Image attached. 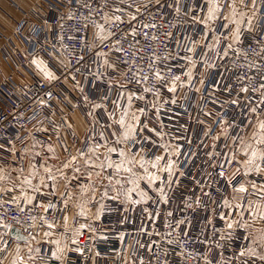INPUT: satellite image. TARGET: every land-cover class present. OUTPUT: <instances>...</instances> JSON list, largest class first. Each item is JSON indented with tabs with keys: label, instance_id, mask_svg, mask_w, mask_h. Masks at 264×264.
Returning a JSON list of instances; mask_svg holds the SVG:
<instances>
[{
	"label": "built area",
	"instance_id": "built-area-1",
	"mask_svg": "<svg viewBox=\"0 0 264 264\" xmlns=\"http://www.w3.org/2000/svg\"><path fill=\"white\" fill-rule=\"evenodd\" d=\"M39 1L40 9L50 12L51 35H46L44 24L35 23L29 29V20L23 19L17 23L16 36L27 44L29 34L39 38V41L30 52L17 50L13 53V42L0 29V41H4L3 53L13 55L17 66L23 68H27L30 57L38 53H44L53 63L55 56L62 54L65 63L57 66L55 80L35 77L30 82L16 83L9 77L0 84V159H9L15 149H24L31 139L43 143L57 139L61 131L71 128L66 125V111L87 108L88 101L101 102L107 115L116 116L126 103L124 98L121 99L119 80L142 97L141 101L137 97L134 101L144 110L143 124L177 143L181 152L179 157H175L179 172L174 174L173 183L168 187V202L159 201L152 193L153 200L139 207L141 215H145L147 209L151 213L146 227H139L126 219L122 204L118 200L108 199L104 203L102 218L87 220L83 235L77 237L78 243L72 244V233L82 222V217L73 213L70 230L65 233L70 250L65 252L64 264H90L94 251L106 258L105 264H132V260L141 257L140 249L144 241L149 245L146 264H205L206 261H211V264H240L234 253L243 246L242 237L246 233L243 229H237L231 239H220V235L227 232L225 221L220 216L226 212L232 215L223 208V200L236 202L233 200V185L237 181L260 186L264 185V175L243 176L242 163L238 170L235 163L228 166L223 159L233 148V139L244 134V129L249 128L248 120L252 119L245 104L251 98V93L242 97L237 107L228 102L229 93L224 89L233 86L234 97L235 88L240 86L237 75L244 76L245 83L249 77L255 78L253 82L256 84L264 75V57L259 54L264 48V0H256L258 16L254 30H245L241 34L242 43H233L231 49L226 48L232 41L227 38L228 31L221 28V20L213 28L214 31H208L200 22L205 13L204 0ZM245 2L250 4L251 0ZM133 16L135 19H132ZM117 17L120 19L117 20ZM98 25L108 33L102 41L92 32ZM212 35L219 37V48H216L215 42L210 44ZM205 44L212 50L203 47ZM193 47L195 56L188 51ZM221 49L228 51L227 58L222 54L217 58L216 54ZM101 53L108 55L115 68L102 67ZM201 53H206L209 63L216 64L215 69L205 70ZM244 53L248 54L247 58ZM190 59L197 60L191 88L178 83V90L173 94L166 86L156 84L152 75L154 71H160L169 82L173 76L179 75L186 85ZM249 64L253 65L251 69ZM145 75L149 76L147 86L155 85L153 91L158 90V96L145 92L146 85L138 82ZM201 78L204 80L203 87L199 84ZM66 82L83 89L72 102L63 93ZM214 84L219 86V91L213 87ZM196 88H200V91L197 92ZM173 99L175 104L171 103ZM213 100L217 101L215 105L212 104ZM206 111L213 115L206 116ZM221 116L229 121L230 135L225 136L221 131ZM208 128H211V132L205 135ZM104 135L108 137L109 145H113L115 137L110 136L109 129ZM217 135L220 139L214 140L213 137ZM91 136H96L97 142L103 143L99 140L101 132L92 128L82 135L72 131L67 153L83 149L86 143L92 144ZM129 149L145 159L154 160L164 147L162 139L142 126L137 131L136 141L129 144ZM112 158L119 157L113 155ZM237 158L241 159L239 156ZM220 164H225L224 169L219 167ZM220 171H225V176L221 177ZM166 176V173L162 175L165 181ZM229 179L231 184L227 182ZM84 182L86 180L81 178L74 181L72 186L77 187ZM12 196L15 195L0 193V217L23 235L30 236L37 229L47 227L41 218L55 222L57 229L65 231L61 225L67 210L63 214H53L54 210L50 209L45 215L42 209L33 208L25 202L23 206L26 210L21 212L12 204ZM42 199L59 203L63 197H37V201ZM247 200L260 202L259 196L251 188ZM33 217L36 218L35 227L32 226ZM245 219L249 218L245 216ZM259 228H264V222L259 221ZM3 232L0 228V234ZM4 239L8 248L0 251V262L15 241L10 234ZM129 243L132 245V260L124 261ZM77 247L82 249L83 255L75 250ZM50 250L51 247L43 243L42 253L45 257Z\"/></svg>",
	"mask_w": 264,
	"mask_h": 264
},
{
	"label": "snow or ice",
	"instance_id": "snow-or-ice-1",
	"mask_svg": "<svg viewBox=\"0 0 264 264\" xmlns=\"http://www.w3.org/2000/svg\"><path fill=\"white\" fill-rule=\"evenodd\" d=\"M225 4L230 8V14L223 16V21L220 26L221 28L227 30L228 25H234V29L231 34L232 43L226 45L227 49H231L233 43H242L241 34L242 31L246 30L252 32L253 29V19L258 13L256 7V0H251L250 5L245 3V0H240V4L244 8H250L252 15L249 16L247 12L238 11V6L236 0H224V4L220 0H207V17L203 18L200 22L204 24L205 28L210 31H214L211 28L210 22L215 23V21L221 19V15L224 11ZM119 10V9H118ZM177 12L179 9L177 8ZM71 18V17H69ZM107 19V17H105ZM117 20L120 18L117 17ZM132 19H135L133 16ZM195 19V17H193ZM246 26V27H245ZM101 32L103 33L102 26H99ZM145 27H148L145 25ZM133 36H135V31H133ZM101 39H104V36H101ZM155 39V37H153ZM220 39L219 37L215 40L216 48H219ZM203 47L209 48L207 44ZM212 49L209 48V51ZM188 51L193 52L195 56V47L188 49ZM223 55L225 58L228 56V51L221 49L217 52V58L220 55ZM264 57V48L261 49L259 53ZM100 55H104L101 53ZM204 57L203 67L205 70L211 68L215 69L216 64L209 63L206 53H201ZM247 58V53L243 54ZM107 64V60L104 61ZM32 63L35 64L40 70L44 73L45 77L49 80H55L57 77L52 71H50L44 62L39 59L32 60ZM191 67L186 73L187 84L184 85L181 81V76L176 75L171 78V81H166L165 76L160 71H154L152 75L155 78L156 84L161 86H166L167 90L171 93H176L178 90V83L181 86L192 87L191 81L195 78V68L197 66L196 59H190L189 61ZM249 69L253 67L252 64L248 65ZM255 78L249 77L247 83H245L244 76L237 75V80L240 82V86L235 88V96L233 97L232 93L234 91L233 86H226L224 91L229 93L228 102L231 105L237 107L240 106L241 98L249 96L251 93V98L245 101V104L248 106V111L250 112L252 119L248 120L249 128L244 129L243 135H237L232 141L233 148L230 149L229 153L224 155L223 159L228 166H231L232 163H235L238 166H242V175L249 176L255 174L257 176L264 174V75H261V81L256 84L254 83ZM149 76L145 75L140 78V81L143 82L146 86L144 88L145 92H153L154 95L158 96L159 91H153L155 85L152 87L147 86V81ZM201 87L204 85V80L201 78L199 80ZM219 91L218 85H213ZM197 92L200 91V88L195 89ZM142 99V97H140ZM87 100V97H85ZM132 97H128V106L131 108ZM172 104H175L176 101L173 99ZM216 100L212 101V104L215 105ZM96 107H99L97 105ZM223 107V105H221ZM143 114L144 110H139ZM206 116H212L211 112H205ZM129 117H131V122H129ZM112 119L117 124V130L110 133V136L115 137L113 145H109L108 137H105L103 134L99 137L100 141L103 143L97 142L96 136H91L89 139L93 141L92 144H85V147L81 150L76 151L75 153H69V155L61 162L60 166H49V159H59L58 156H52L47 159L37 160L36 163L30 162V172L28 175L21 181L20 194L17 196L11 197V202L16 209H19L21 212L25 211L23 206L26 202L27 205L33 208H40L43 210L45 215L49 213L50 209L54 210V213L63 214L69 208V201L76 200V207L78 208V215L85 220H87L89 203L95 202V193L99 191L97 188V183L103 184L104 180H107L108 185L114 187L115 194L110 195L109 190L106 187L102 192V196L112 200H119L120 196L123 195L125 200H129L134 204H139L141 202H147L151 197L148 196L147 192L141 189L140 184L142 181H147L149 186H152L159 182L163 185L165 180L159 175L161 171L167 174V183L170 185L173 183V176L176 172H179V167L176 160H166L162 166V162L165 161V157L161 155H155L154 160H148L144 157L138 158V153L134 150L129 149V144L133 141H136L137 131L140 128L141 120L136 113L124 112L121 114L119 120H116L115 117ZM255 120V123H253ZM203 123V121H200ZM219 123L221 125L222 133L227 136L230 135V126L229 121L223 119L222 116L219 118ZM71 127V125H68ZM146 128L147 125H144ZM150 131H156L155 129H149ZM211 132V128H208L205 132V135H208ZM157 135L163 139V135L160 132H156ZM59 139V137H57ZM214 140H219L220 136H214ZM115 145H123V147L118 148ZM163 147L167 148L168 145ZM101 149H104L101 152ZM215 146H213L214 154ZM238 149V151H237ZM62 150L64 152H69V147L67 144L62 145ZM48 152L54 153L55 149L51 146L48 148ZM181 154L179 148L173 149L170 153L171 156L179 157ZM116 155L119 157V160H114L112 157ZM39 156V153L36 154ZM241 157L238 159L237 157ZM215 167V165H213ZM219 167L224 169L225 164H220ZM153 169L155 171H150ZM71 170L72 178L75 179L78 176L83 175L87 183L80 187V195L77 198L74 193H69L67 190L72 184V180L69 179L68 172ZM139 170V171H138ZM24 172V169H21V173ZM107 173V175H105ZM125 174L121 179H115V176H120ZM182 175V173H180ZM219 175L221 177L225 176V171H220ZM0 179H3L0 176ZM38 179V183H33L34 180ZM63 181L64 187V196L63 199L57 203L56 200H46L42 199L37 201V194L40 197H56L61 195V182ZM229 184L232 183L231 179L227 181ZM131 185V187H125V185ZM24 185H27L28 188L25 189ZM238 185V186H237ZM235 195L233 200L236 202L233 203L228 199L223 200V208L229 210L232 215L229 216L226 212L224 215L220 216L221 220L225 221L226 224V234H221L220 239H231L233 232L237 229H243L246 233L242 239L244 244L240 249L234 253L235 259L240 261V264H264V228L253 230L252 225L255 224L258 220L264 222V185L257 186L255 184L240 183L237 181L236 185H233ZM45 188L49 191H43ZM250 188L254 191L256 195L259 196V203H256L253 206L251 200H247L250 193ZM15 186L9 191H15ZM123 190V191H121ZM160 200L164 203L168 202V197L165 194L164 187L158 188ZM31 193V194H30ZM133 193L140 197V200L133 199ZM208 195V193H205ZM21 203H16L17 201ZM191 207V205H188ZM104 205L99 206V210L96 213V218L98 219L100 214L103 212ZM158 215V213H157ZM169 216L172 215L171 212L168 213ZM247 216L249 219H245ZM238 217V218H237ZM42 223L47 226L49 231H45L43 235L48 237V243L53 245L54 250H50L47 257L42 253L43 241L38 240L36 235L25 236L20 231L16 232V239L18 241H23L24 245L27 247V256L23 254V249L17 246L15 249L16 257L12 261V264H64L65 252L70 250L67 246V240L57 239L55 237L54 230L57 225L53 221H49L46 218H41ZM64 223L61 227L64 228L65 233L69 229V217L63 215ZM32 226H36V218L32 219ZM86 224L80 225L72 233L71 243L77 244V237L83 235V229L86 228ZM0 228L4 230L3 234H0V251H5L8 248V244L5 242L4 237L8 236L12 229V226L8 224L2 217H0ZM64 233H61L63 236ZM171 235V233H169ZM33 242H36L35 245ZM76 251L80 252L83 255L82 249L77 247ZM99 255V253H97ZM2 264V262H0ZM143 264V262H141ZM205 264H211V261H206Z\"/></svg>",
	"mask_w": 264,
	"mask_h": 264
},
{
	"label": "crops",
	"instance_id": "crops-1",
	"mask_svg": "<svg viewBox=\"0 0 264 264\" xmlns=\"http://www.w3.org/2000/svg\"><path fill=\"white\" fill-rule=\"evenodd\" d=\"M205 2V13L203 15V18L207 17V0H204ZM222 4H224V0H220ZM231 0H229V3ZM237 6H238V11L240 12H247L249 16L252 15L251 9L250 8H244L240 4V0H236ZM246 3V2H245ZM250 5V4H249ZM257 7V6H256ZM258 9V7H257ZM230 14V8L225 4L224 6V11L221 15V19L215 21V23H211V28L213 29L215 25L217 24L218 21H223V16ZM258 14L255 16L253 19V29L255 27V22L257 20ZM49 18H50V12L47 9H40V1L39 0H0V29L2 32L11 39V41L14 44V49L13 53L17 50H25L31 51V49L34 47L36 42L39 41V38H34L30 36L29 34V44H27L26 41L18 38L16 36V27L17 23L23 19L29 20V29L33 24L37 23H42L44 24L45 32L47 36L51 35V28H50V23H49ZM246 27V26H245ZM234 29V25L229 24L227 28V38L232 41L231 39V34ZM209 31V29H207ZM245 31V30H244ZM242 31V33L244 32ZM93 34L95 37H97L100 41L104 40L107 38L108 33L105 29H103V33L100 30V27H94L92 29ZM104 36V39H101V36ZM217 36L212 35L211 36V43L214 44ZM4 41H0V84L3 83L6 79L11 77L13 81L16 83H23V82H30L33 80V78H40V79H45L49 80L45 77L44 73L38 68L35 64L32 63V60L34 59H39L44 62V65L47 66V68L54 73V75L57 77L58 75V67L59 65H62L65 63V59L63 55H56L54 58V63L50 61V59L44 54V53H38L35 54L34 56L30 57L29 61V66L27 68H23L20 66H17V61L16 59L9 54H4L3 53V43ZM11 52V51H10ZM6 55V56H5ZM100 59L102 61V67L105 68H115V65L110 61L109 57L107 54L101 55ZM105 60H107V64H105ZM56 64V65H55ZM119 89L121 92V99L124 98L126 100L125 105L123 106V109L119 111L116 116H109L106 114L104 111L103 105L101 102L94 101L90 102L88 101V107L87 108H79L76 110H73L71 112L65 113V121L66 125H71L70 129H64L63 131L60 132V140L53 138L51 141L48 143H43L37 139H31L27 142L26 147L22 150L15 149L11 155V157L7 160L0 159V176L3 177V179H0V193L1 192H9L14 194L15 196L20 194V187H21V181L28 175L30 172V162L31 163H36L37 160H42V159H47L52 156H58L59 159H49L48 163L49 166H57L59 167L61 162L64 161V159L69 155V153L64 152L62 150V145L67 144L68 146L71 145V135L72 131L73 133H76L77 135H82L89 129H94L96 131L101 132V134L104 135L106 133L107 129H109V132H114L117 130V124L116 122L112 119V117H115L116 120H119L120 116L124 112H129V113H136L137 116L140 117L141 120V125L140 127L147 125L143 124L142 119H143V114L139 111L141 108L138 105H135L134 99L137 97L142 100L138 93L135 92L132 88L129 86L124 85L120 80H119ZM83 92V89L77 85H73L70 82H66L64 87H63V93L66 96V99L69 102H72L74 98L77 95H80ZM128 97H132L131 101V108L128 106ZM99 105V107H96ZM129 122H131V117H129ZM146 129L154 136L159 137V135L156 134V131H150L149 129H154L153 127L147 125ZM251 131V129H249ZM159 132V131H158ZM105 136V135H104ZM161 139V138H160ZM163 146L168 145L167 148L164 147V150L159 154L161 156L165 157V161L162 162L163 164L166 162V160H175L174 156H171L170 153L172 152L173 149L179 148V145L177 143H174L164 137L163 135ZM52 147L55 149L54 153L48 152V148ZM104 149H101V152H103ZM39 153V156H36V154ZM143 157L142 155L138 154V158ZM114 160H119V158L114 159ZM243 164V161H242ZM21 169H24V172L21 173ZM150 171H155L153 169H150ZM165 174V172L161 171L159 175L162 177V175ZM107 175V173L105 174ZM264 175V174H263ZM69 179L72 180V183L78 179H85L83 175L76 177L75 179L72 178V173L71 170L68 172ZM117 176H115V179ZM174 177V176H173ZM33 183H38V179L34 180ZM86 182H84L81 185H78L77 187H73L72 184L68 188L69 193H74L75 196L78 198L80 195V187L84 185ZM15 186V191H9V189H12ZM97 188L99 191L95 193V202L94 205L93 203L88 204V208L90 211L88 212V219L87 220H99L102 218L104 214V209L102 214H100L99 218H96V213L99 210V206L101 204L104 205L106 200L108 198L102 196V192L104 189L107 187L109 190L110 195H114V187L109 186L107 180H104V183L101 185L99 182L97 183ZM127 187H131V185H128ZM141 189H143L145 192H147L148 196L151 197L146 203L141 202L139 204H134L129 200H125L124 196L121 195L119 198V202L122 204L125 217L132 223L138 225L139 227H146L148 223L150 222L151 219V213L147 209L145 210V215H141L139 213V207H143L144 205L148 204L151 200H153V194L158 197L159 201L160 196L158 192L159 187H164L165 194L167 195V190L169 187V184L167 183V176H166V181L163 185L159 184L157 182L156 184L149 186L147 184V181H142L140 184ZM24 188L27 189L28 186L24 185ZM43 191L47 192L49 189L45 188ZM114 191V192H113ZM113 192V193H112ZM153 193V194H152ZM31 194V193H30ZM39 195L37 194V197ZM61 197L64 196V187H63V181L61 182ZM133 199L135 200H140V197L133 193ZM162 202V201H161ZM256 203H259L258 201L253 203V206H255ZM73 213H78V208L76 207V200H71L69 201V208L65 215L69 217L68 224H70V219L73 215ZM231 213V212H230ZM141 215V216H140ZM87 220L82 218L81 225L84 224ZM253 230L260 229L259 228V220L252 225ZM45 231H49L47 227L44 228H39L37 229L33 235H36L38 240L43 241L45 244H48L52 250H54L53 245L49 244L48 237H45L43 233ZM55 232V237L57 239H63L67 240L65 237V231L59 230L55 228L52 230ZM61 233H64L63 236H61ZM24 245L23 241H18L15 239L13 242L11 248L9 249L8 253L6 254L5 258L3 259V264H12V261L16 257V251L15 249L17 246L21 248V246ZM68 245V244H67ZM132 250V245L129 243L126 247L125 253H124V261H129L132 260L130 258V251ZM141 257L138 259H135L134 261L132 260V264H146L148 260V250H149V245L147 242H142L141 244ZM98 251H94L90 264H105L107 262L106 258L100 257L97 255ZM65 255V254H64ZM26 256V255H25ZM39 264V262H37Z\"/></svg>",
	"mask_w": 264,
	"mask_h": 264
},
{
	"label": "rangeland",
	"instance_id": "rangeland-1",
	"mask_svg": "<svg viewBox=\"0 0 264 264\" xmlns=\"http://www.w3.org/2000/svg\"><path fill=\"white\" fill-rule=\"evenodd\" d=\"M138 171H139V170H138ZM123 175H125V174H121L120 176H117L116 178L122 180ZM127 186H128V185L126 184L125 187H127ZM114 191H115V189H114ZM114 191H113V192H114ZM121 191H123V190H121ZM113 192H112V193H113ZM33 243H34V245H35L36 242H33ZM21 248L23 249V254L27 256V247H26L25 245H22Z\"/></svg>",
	"mask_w": 264,
	"mask_h": 264
},
{
	"label": "water",
	"instance_id": "water-1",
	"mask_svg": "<svg viewBox=\"0 0 264 264\" xmlns=\"http://www.w3.org/2000/svg\"><path fill=\"white\" fill-rule=\"evenodd\" d=\"M12 229H13V230L11 231L10 236L16 239V232H17V231H20V230L17 229L16 227H12ZM20 232H21V231H20Z\"/></svg>",
	"mask_w": 264,
	"mask_h": 264
}]
</instances>
